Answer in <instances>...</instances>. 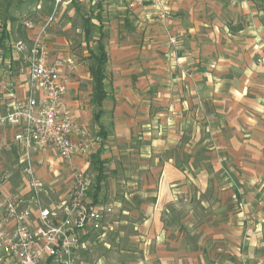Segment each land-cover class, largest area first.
Returning a JSON list of instances; mask_svg holds the SVG:
<instances>
[{
	"label": "crops",
	"instance_id": "1",
	"mask_svg": "<svg viewBox=\"0 0 264 264\" xmlns=\"http://www.w3.org/2000/svg\"><path fill=\"white\" fill-rule=\"evenodd\" d=\"M57 1L55 10L73 0ZM104 5L91 17V39L84 22L83 28L59 27L60 14L40 27L22 23V37L9 22L0 25L7 35L1 47L6 64L0 65V114H6L13 96L27 100L28 75L21 67L39 39L49 63L76 62L66 99L76 124L104 140L88 159H73L94 181L90 196L94 200L93 158L99 154L105 178L97 199L145 216L132 222L139 233L131 242L138 248L126 264L183 260L156 216L177 194L187 195L188 180L204 178L167 156L172 150L188 152L189 142H210L213 172L229 180L228 204L215 210L212 221L215 253L226 256L227 264H264V0H170L166 18L150 6L130 8L129 0ZM74 15L70 12L69 19ZM99 27L108 55L101 107L94 102L92 76ZM61 71L67 72L65 64ZM17 131L0 125V173L12 174L4 186L7 194L27 192L19 164L27 151L15 140ZM29 156L52 200L72 187L74 175L53 149H32ZM203 191L202 186L197 194Z\"/></svg>",
	"mask_w": 264,
	"mask_h": 264
},
{
	"label": "built area",
	"instance_id": "2",
	"mask_svg": "<svg viewBox=\"0 0 264 264\" xmlns=\"http://www.w3.org/2000/svg\"><path fill=\"white\" fill-rule=\"evenodd\" d=\"M101 1L93 0V4ZM143 6L166 18L170 0H129L130 8ZM19 50H24L23 46ZM47 55L45 46L36 39L21 67L28 75V98L23 102L13 96L6 114H0V125L17 128L15 140L27 151L19 163L26 193H5L4 186L12 174L0 173V264H78L86 237L105 229L103 222L114 211L112 205L96 203L90 197L94 191L92 177L73 164L75 157H91L104 142L101 136H93L76 124L66 99L76 62H64L67 72L63 73V62L49 63ZM5 56L0 47V65L6 64ZM32 149H53L74 175V184L57 201L38 178L29 156Z\"/></svg>",
	"mask_w": 264,
	"mask_h": 264
},
{
	"label": "rangeland",
	"instance_id": "3",
	"mask_svg": "<svg viewBox=\"0 0 264 264\" xmlns=\"http://www.w3.org/2000/svg\"><path fill=\"white\" fill-rule=\"evenodd\" d=\"M104 7L105 5L102 8ZM99 10L97 4L92 5L91 0H73L68 5H61L57 10L49 0H0V25L9 22L14 30L22 23L30 22L40 27L47 23L51 16L60 14L59 27L72 23V28H83L84 20L94 17ZM70 12L75 14L73 19H69ZM92 31L95 29L92 28ZM15 33L22 37L20 28ZM189 144L191 148L188 152L172 150L167 156L174 157L177 166L187 168L194 176L202 174L204 178L188 180L187 195L182 194L181 197L177 194L173 205L161 209L156 218L171 232V249L182 254L183 260L178 264H227L226 256H218L215 253L217 242L210 236L212 221L217 215L215 210L223 204L225 207L228 204L225 186L229 180L224 173L213 172L210 142ZM199 169L202 172H199ZM202 186L204 191L198 195L197 190ZM111 204L114 211L103 222L105 229L86 237V248L80 251L78 264H126L131 258L130 254L138 248L136 243L131 242V238L139 233L132 226V222L141 221L145 216L141 217L137 212L131 214L130 206H123L125 211H130L128 214L123 213L116 204ZM219 214V217H222V211ZM181 220H184V223H181ZM180 224H183L181 228ZM192 254L196 255L194 261Z\"/></svg>",
	"mask_w": 264,
	"mask_h": 264
},
{
	"label": "trees",
	"instance_id": "4",
	"mask_svg": "<svg viewBox=\"0 0 264 264\" xmlns=\"http://www.w3.org/2000/svg\"><path fill=\"white\" fill-rule=\"evenodd\" d=\"M49 1L54 5L56 0H49ZM103 6H104V0H102L100 3H98V7L100 9L99 10L100 12L103 11V8H102ZM96 17H97V19H99V22L102 21V18L100 15H96ZM84 26H85V30H86L87 39H91V36L93 33L92 28L94 29V26L91 23V18L84 20ZM98 30L100 32V38L98 39L96 53L93 54L94 65L92 67V76H93V81L95 84L94 96H93L94 102H95L97 107H101L102 102L107 97V94H106L105 89H104V80H105V74H106V66L108 63V55L106 53L105 46L102 43L103 34H102L101 27H99ZM6 37H7V35H6L5 29H4L3 32H0V47L3 46V42L6 39ZM100 113L101 112H98L95 115L96 120H99ZM100 136L102 137L101 134H100ZM93 167H94V170L96 171V174H97L96 175V188H95V192L93 194V197H94V201L97 203L99 201L97 199V197H98V193L100 192L101 182L105 178L104 166H103V162L100 161V159H99V154H97L93 158Z\"/></svg>",
	"mask_w": 264,
	"mask_h": 264
}]
</instances>
